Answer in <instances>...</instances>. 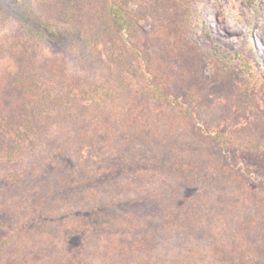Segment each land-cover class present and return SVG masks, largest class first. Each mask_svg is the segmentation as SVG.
Segmentation results:
<instances>
[{"label": "rangeland", "instance_id": "1", "mask_svg": "<svg viewBox=\"0 0 264 264\" xmlns=\"http://www.w3.org/2000/svg\"><path fill=\"white\" fill-rule=\"evenodd\" d=\"M162 1L129 0L126 6L138 16L139 27L156 36L167 14ZM29 9L38 14L34 0H0V74L7 75L1 68L9 60L17 67L15 56L25 50L29 58L22 65L29 63L42 83L58 84L64 90L71 87L74 98L69 100L78 102L83 112L76 120V115L60 108L53 128L45 134L48 138L35 142L18 158L8 161V154L0 151V203L21 213L29 210L20 220L0 227V236L11 237L4 250L5 263L194 264L200 257L201 264H212L205 245L221 238L236 247L249 240L250 248L261 249L262 174L249 175L257 179L250 183L252 190L261 189V196L253 197L238 186L231 172L212 167L205 152L215 129L222 132L223 141L228 139L222 159L233 166L253 165L255 153L249 150L264 147V0L251 5L245 0H195L190 6L188 20L191 16V22L198 24L193 37L208 48L238 55L232 59L235 64L222 67L219 75L214 60L197 57L199 74L207 76L214 101L194 105L193 121H182L187 125L145 115L147 110H141L145 116L139 120L132 103L137 97L147 99L146 77L109 61L102 39L97 49L88 45L84 13L74 29L49 37L39 21L30 26L22 21ZM176 20L177 14L171 12L170 21ZM122 36L126 41V31ZM158 47V41L152 43L155 56ZM240 57L256 69H260L257 60L263 66L261 84L253 85L246 96L237 66ZM77 188L79 193L72 196L70 189ZM96 204L101 209L93 213L90 209ZM257 204L261 206L254 207ZM72 211L77 218L83 213L79 226L78 219L67 213ZM111 211L118 213L119 224L108 216ZM87 218L89 227L80 226ZM70 221L79 235L69 240L70 249L65 250L56 232ZM241 234L246 242H238ZM57 246L68 258L57 259Z\"/></svg>", "mask_w": 264, "mask_h": 264}, {"label": "trees", "instance_id": "2", "mask_svg": "<svg viewBox=\"0 0 264 264\" xmlns=\"http://www.w3.org/2000/svg\"><path fill=\"white\" fill-rule=\"evenodd\" d=\"M142 1L145 2L146 0ZM194 1H162L167 6V10L163 9L167 14L156 36L155 33L145 32L139 27L138 16L135 12L130 13L127 9L126 5L129 4V0H34L38 14L29 9L25 11L21 19L27 21L29 26L31 22L34 21L38 24L39 21L40 25L44 27L42 31L48 29L49 32L48 30L47 32L50 33L48 34L50 37L57 31L65 33V30L74 29L78 25L76 21L84 13L87 20L86 25H88L87 30L84 28V39L88 41V45L97 49L98 41L102 39L105 42L104 54L108 56L109 61L123 65L133 75L146 77L147 84L143 87L147 99L137 97L132 103L135 107L133 112L141 115H138L139 120L144 119L145 115L151 114L165 121L170 120L172 124H185V121H193L194 111L192 113L190 109L193 110L194 105L202 106L207 102L212 103L214 101V97L210 99V93L213 91L206 80L207 76L199 74V59L197 57L203 59L208 57L214 60L213 68L219 75L223 73L222 67L227 68L232 63L235 64L232 59L238 55H227L221 52L219 47L215 50L208 48L193 37L192 34L195 33V29L194 32L192 29L198 24L196 20L191 22L193 19L191 16L189 20L188 17L189 14H192L190 6ZM256 1L245 0L250 5ZM171 12L177 14L176 21H170ZM37 31L36 28L35 33ZM123 31L127 33L126 41L122 36ZM247 38L250 40L252 36L247 35ZM157 41L159 42L158 55L155 56L151 49L152 43ZM17 43L19 44L20 40ZM151 52L153 60L148 58ZM26 55L27 53L23 50V55L15 56L17 67H15L13 60H9L1 68L7 75L0 74V151L8 154V161L20 157L22 153H27L35 142L41 141L43 143L48 138L46 136L44 139L45 134L53 128L52 125L56 121L57 115L60 114L58 111L60 108H66L70 115L72 112L76 115V120L80 116L78 112H83L79 110L78 102L69 100L70 97L74 98L71 87L64 90L58 84L42 83L38 79L40 77L32 73L29 63L22 65L29 58V55ZM239 61L237 66L244 76L242 83L244 85L243 92L246 96L251 94L253 85L261 84L260 70L263 66L258 60L256 62L260 69H256L249 60L243 57H240ZM140 69L143 71L139 72ZM183 89L184 92L189 91L192 95L187 96L182 92ZM181 95L187 99H182ZM90 99L93 103L96 97L92 95ZM141 110L148 112L142 116ZM182 116L185 117V120H182ZM188 128L191 126L186 127L185 130ZM223 137L222 132L218 129H215L210 135L211 142H207L208 149L206 148L209 152H205L208 154L210 165L214 168L221 166L222 170L231 172V177L239 182L238 186L242 187L246 193L253 197L258 196L254 193L261 196V189L260 191L257 188L252 190L251 184L257 179L249 178V175H253L251 172L257 171L264 178V147L254 148L253 151L249 150V154L255 153L251 156L252 160L255 161L253 165L250 164L246 167L237 164L233 166V164L222 159L223 147L228 142V139L223 141ZM259 158L261 160H258ZM79 191L78 188L70 189L69 193L73 196ZM260 206L257 204L254 207ZM100 209V205L96 204L90 211L98 213ZM28 211L25 209L23 212L28 213ZM24 213H21L18 208H11L7 203H0V227L9 224L6 222L12 223V221H16L15 219L20 220V215L24 217ZM67 213L69 217L72 215L71 219L77 218L73 211ZM109 215L115 223L119 224L118 213L111 211L108 212ZM77 219L75 224L79 226L78 222L82 221L83 213ZM236 220L240 221V219ZM87 222L89 223L88 218L85 219V224H80V226L89 227ZM73 223V221L68 222L66 228L59 226L56 232L58 238L62 237L59 243L65 250L68 248L69 240L79 235L78 232L72 230ZM256 226H258L257 223ZM249 230L250 226H248L247 231ZM84 236L86 238L87 234ZM9 238L11 237L0 236V264H6L4 250L10 244ZM240 238L242 239L238 240L239 243L240 241L241 243L246 242L243 235ZM249 245L248 240L247 245L242 244L236 247L235 242L228 244V240L222 241L221 238L217 241L212 240L211 246L205 245L207 249L204 252H207V256L213 262L212 264L223 262L228 264H264V245L256 251ZM57 248L60 249L55 254L57 259L68 258L65 250L59 246ZM75 248L77 247H73L71 251L75 252ZM192 257L195 258V256ZM195 259L198 261L194 264H201L200 257Z\"/></svg>", "mask_w": 264, "mask_h": 264}]
</instances>
